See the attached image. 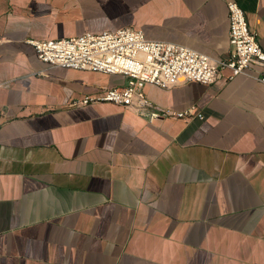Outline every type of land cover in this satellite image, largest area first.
I'll use <instances>...</instances> for the list:
<instances>
[{
  "label": "crops",
  "instance_id": "0c3cea01",
  "mask_svg": "<svg viewBox=\"0 0 264 264\" xmlns=\"http://www.w3.org/2000/svg\"><path fill=\"white\" fill-rule=\"evenodd\" d=\"M264 49V0H236ZM227 0H0V264H264V64L144 86L203 118L76 103L121 75L32 40L140 29L227 58Z\"/></svg>",
  "mask_w": 264,
  "mask_h": 264
},
{
  "label": "built area",
  "instance_id": "2783aa9c",
  "mask_svg": "<svg viewBox=\"0 0 264 264\" xmlns=\"http://www.w3.org/2000/svg\"><path fill=\"white\" fill-rule=\"evenodd\" d=\"M227 8L232 46L227 58H214L177 42L150 39L133 27L30 42L37 57L51 65L126 78L124 85L105 88L101 94L84 96L76 103L111 102L133 110L148 121L194 115L203 118L195 106L177 110L156 105L145 93L144 86L170 88L191 81L209 85L217 81L225 68L236 75L254 63L264 64V49L250 28L243 8L236 0H227ZM259 79L264 82V73Z\"/></svg>",
  "mask_w": 264,
  "mask_h": 264
}]
</instances>
